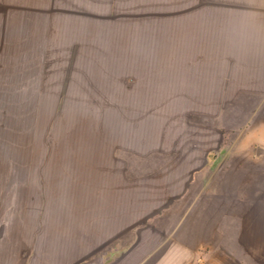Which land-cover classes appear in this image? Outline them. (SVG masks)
<instances>
[{"label": "crops", "instance_id": "crops-1", "mask_svg": "<svg viewBox=\"0 0 264 264\" xmlns=\"http://www.w3.org/2000/svg\"><path fill=\"white\" fill-rule=\"evenodd\" d=\"M100 2L0 0V81L7 16L16 19L17 29L23 11L36 19L28 26L45 36L55 28L78 37L55 42L115 41L97 38L116 32ZM184 28L182 40L174 42L186 49L144 57L167 65L155 72L157 91H264V0L206 2L203 15ZM132 92L125 88V97L133 98ZM259 107L236 152L243 198L234 258L223 244L222 213L213 210L212 181L202 178L213 167L212 149L191 148L179 163L163 165L168 173L153 188L132 187L125 168L118 179L114 163L68 164L61 178L26 181L23 191L19 175L0 177V264H264V102ZM15 165L7 170L14 172ZM138 203L144 206L135 208Z\"/></svg>", "mask_w": 264, "mask_h": 264}, {"label": "rangeland", "instance_id": "rangeland-1", "mask_svg": "<svg viewBox=\"0 0 264 264\" xmlns=\"http://www.w3.org/2000/svg\"><path fill=\"white\" fill-rule=\"evenodd\" d=\"M206 2L220 0H101L100 12L110 17L116 32L97 38L111 42H55L78 37L55 28L45 36L28 26L36 19L23 11L17 29L16 19L7 16L0 177L19 175L23 191L26 181L61 178L68 164L114 163L118 179L125 168L132 187L153 188L168 173L164 164L179 163L188 149L211 148L213 167L202 178L212 181L213 210L222 213L223 244L234 258L238 200L243 198L236 152L240 136L252 130L264 91L174 92L163 89L166 85L157 91L155 72L167 65L144 58L186 49L174 39L182 40L184 26L203 15ZM44 38L53 42L38 41ZM125 88L133 98L125 97ZM12 163L19 164L14 172L7 170Z\"/></svg>", "mask_w": 264, "mask_h": 264}]
</instances>
